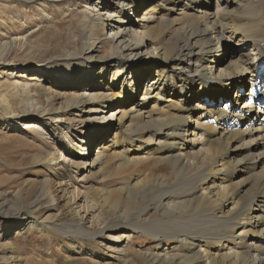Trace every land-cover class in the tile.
Listing matches in <instances>:
<instances>
[{
  "label": "bare ground",
  "instance_id": "obj_1",
  "mask_svg": "<svg viewBox=\"0 0 264 264\" xmlns=\"http://www.w3.org/2000/svg\"><path fill=\"white\" fill-rule=\"evenodd\" d=\"M15 1L41 3L47 8L65 0ZM149 2L151 5L143 12V4L138 0H86V4L90 3L89 14L84 13L77 26L81 48L79 52L71 51L67 55L69 62L79 60L84 72L63 76L68 79L71 90L63 93L60 110L66 116H72L74 111L85 112L87 122L117 119L118 127L110 125L108 129L93 133V137H88V129L77 130L76 139L71 141V123L66 125L60 116H46L50 111L39 105L32 113L61 125L59 129L65 134L63 141L69 140V145H75L73 161L68 165L84 176L82 182H87L115 161L134 162L138 151L125 147L143 135L158 139L155 147L158 152H171L169 157L165 155L167 160L176 162L170 164L182 172L185 179L176 192L164 195L151 210L178 216L154 225L148 221L150 217L145 218V213L138 221L143 224V232L152 234L148 236L176 244L171 249L156 244L159 252L149 255L150 264H264V112L256 111L248 102L254 98L264 99V0H217L213 13L206 0ZM112 4L116 7L112 8ZM132 9L137 14L135 23L126 17ZM159 25H164L167 32L162 45L151 38L154 28ZM107 29L112 33L111 42L107 37L102 38ZM231 51L237 52L231 55L233 60L222 58L225 52ZM102 55L106 56L101 58ZM142 56L149 57L145 60H161L156 61L157 71L151 80L148 73L138 76V71L132 68L135 62L132 60ZM101 61L104 65L99 76L111 75L105 86L94 85L90 77ZM23 69L24 78L29 82L17 81L11 86L17 87V93L31 97L33 89L43 85L46 71L41 76L37 71L29 76V69ZM60 79L56 80L59 86L63 84ZM82 80L88 81L87 88L83 87L84 83L79 85ZM244 80L248 81L250 89L243 94L241 83ZM142 84L141 103L136 104L132 95L138 94ZM225 86L230 92L228 100L226 92L220 89ZM235 88L237 92L232 94L230 90ZM68 94L72 97L68 98ZM197 96L199 104L191 106ZM125 101L136 107L118 108ZM149 104L152 106L148 107ZM114 108L118 109L110 112L111 118L101 117L105 110ZM148 108L151 110L144 116L141 112ZM175 108L177 112L172 113ZM11 116L19 117L16 113ZM25 125L30 129L37 127L32 123ZM112 128L116 132L111 144L100 146L94 159L85 161L87 150L83 143L87 146L97 143L109 136ZM105 130L107 134L103 135ZM163 144L167 147L162 148ZM78 148L81 151L75 155L74 150ZM64 152L69 153L66 149ZM142 155L149 158L153 153ZM67 161L63 159L64 163H61L65 165ZM65 178L54 189L59 200L53 204L59 205L61 211L65 208L59 202L69 205L84 198ZM130 194H134L133 188ZM174 199L182 202L174 203ZM41 200L36 204L39 205ZM131 201L126 202L127 209L122 215L119 214V198L110 209L100 204L94 206L95 203H91V208L101 214L99 216H106L104 228L121 226L128 229L125 221L134 207ZM172 203L175 207L183 203L187 207L168 210ZM4 208L6 211L7 205ZM157 229L165 233L159 235L155 232ZM129 230L137 231L133 226ZM100 234L96 232L91 237ZM126 235V246H129L133 236L132 233Z\"/></svg>",
  "mask_w": 264,
  "mask_h": 264
},
{
  "label": "rangeland",
  "instance_id": "obj_2",
  "mask_svg": "<svg viewBox=\"0 0 264 264\" xmlns=\"http://www.w3.org/2000/svg\"><path fill=\"white\" fill-rule=\"evenodd\" d=\"M149 1L138 0L143 4L142 11L151 5ZM107 2L111 5L110 1ZM206 2L210 12H216L217 0H206ZM88 4L86 0H65L43 8L41 3L0 0V264H150L149 255L159 252L155 248L156 244L165 249H171L176 244V242H170L171 240L164 242L148 236L152 234L143 232L141 229L143 224L138 221L145 213V218L150 217L148 221L154 225L169 222L170 217L178 216L176 213L151 210L158 205L164 195L176 192L185 179L182 172L170 164L171 159L167 160L166 156H170V151H160L165 153L162 155L155 150L158 139H154L152 135H143L134 143L127 144L126 149L132 148L138 151L134 155L133 159H136L134 162L122 164L120 161H115L87 182H82L84 176L68 165L69 161H73L71 160L72 149L75 147L69 143L76 139L77 130L88 129V137H93V133L108 129L110 125L114 127L119 125L117 119L87 122L88 114L85 112L74 111L72 116H66L60 110L64 102L61 100L63 93L71 90L68 87L70 84L68 79L63 76L84 72L83 64L79 63V60L69 62L67 55L71 51L79 52L81 48V42L77 39V26L80 17L84 13L89 14ZM115 7L112 4V8ZM129 12L126 17L135 23L137 19L135 10L132 9ZM163 26L154 28V34L151 35V38L160 45L165 43L167 37ZM105 37L109 42L113 40L110 30L107 29L102 35V38ZM235 50L238 51V48ZM231 52H225L222 58L233 60L231 57L233 51ZM105 56L102 55L101 58ZM147 58L149 57L142 56L132 60V62L135 61L132 68L138 71V76L148 73V76L151 75V80L157 71L154 65L161 60H145ZM103 65L101 61L94 70L93 76L90 75L94 85L105 86L111 77V75H106L104 78L99 76ZM23 68L29 69V76L34 75L36 71L41 76L46 71L47 76L43 85L36 87L37 89L34 88L31 97L17 93V87L11 86L17 81V83L28 81L24 78ZM85 71L90 72L88 69ZM250 75L254 74L250 72ZM59 77L63 82L61 86L56 82ZM130 79L137 82L136 79ZM84 80L80 81L79 85L83 84ZM87 82L84 83V88L89 86ZM241 84L244 91L247 89L242 93L248 92L250 89L248 81L244 80ZM246 85L248 87H245ZM143 88L142 84L138 87L136 92L138 94L132 95L134 96L132 101L137 100L136 104L141 103L139 98L143 95ZM227 88L220 87L226 92L228 100L230 92ZM234 90L237 92L236 88ZM234 90L230 91L234 92ZM201 91L200 87L198 93L200 94ZM67 97L71 98L72 95L68 94ZM198 98L197 96L195 100H192L191 106L199 104ZM37 105L50 111L46 116H60L66 121V125L72 124L71 141L68 140L66 143L63 141L65 134L59 129L61 125L52 123L47 118L43 120L37 113H32ZM131 105L132 102L125 101V104L118 108L123 109ZM132 106L136 107L134 104ZM118 108L105 110L101 117L111 118L110 112ZM150 110L148 108L141 113L146 116V112ZM171 112L176 113V108ZM13 113L19 117L11 116ZM27 123L37 127L26 128ZM115 132L116 130L112 128L109 136H105L95 144L90 143L87 146L83 143L87 150L85 161L93 160L95 151L100 146H109ZM102 134L106 135L107 131L105 130ZM78 136L82 137V135ZM161 146L167 147L166 144ZM65 149L69 153H65ZM80 151L78 148L77 151L74 150V154ZM146 152L153 153L152 157H143L142 154ZM63 159L68 160L65 165H63ZM63 178L76 189L77 194L82 193L83 200L86 198V201L76 200L69 205L66 202H59L65 208L61 211L60 206L54 205L53 201L57 203L59 200L58 193L54 189ZM132 188L133 195L130 194ZM135 192H137V198L134 196ZM54 197H56L55 200ZM117 198H119L120 215L127 209L126 202L132 200L131 204L134 207L125 221L128 229L120 228L121 226L104 228L103 220L105 221L106 216H99L101 214L96 213L95 210L93 212L91 208V203H95L94 206L100 204L110 209ZM39 199L43 200L37 205L36 202ZM102 199H104L103 202ZM172 202L182 201L174 199ZM174 203L168 210L187 207L184 203L175 207ZM5 205L7 208L3 211ZM88 211L91 212L90 215ZM122 219L125 220V218ZM120 222L123 221L120 219ZM132 226L137 231L129 230ZM96 232L101 234L91 237ZM155 232L159 235L165 233L158 229ZM131 233L133 236L131 243L126 246L125 236Z\"/></svg>",
  "mask_w": 264,
  "mask_h": 264
}]
</instances>
